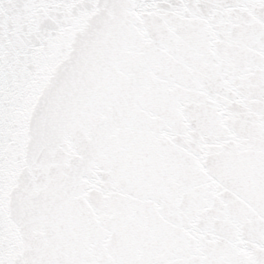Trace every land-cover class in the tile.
Returning <instances> with one entry per match:
<instances>
[{"label":"snow or ice","instance_id":"obj_1","mask_svg":"<svg viewBox=\"0 0 264 264\" xmlns=\"http://www.w3.org/2000/svg\"><path fill=\"white\" fill-rule=\"evenodd\" d=\"M0 264H264V0H0Z\"/></svg>","mask_w":264,"mask_h":264}]
</instances>
